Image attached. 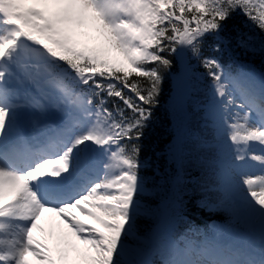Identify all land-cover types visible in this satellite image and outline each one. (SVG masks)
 I'll use <instances>...</instances> for the list:
<instances>
[{
	"label": "snow or ice",
	"instance_id": "1",
	"mask_svg": "<svg viewBox=\"0 0 264 264\" xmlns=\"http://www.w3.org/2000/svg\"><path fill=\"white\" fill-rule=\"evenodd\" d=\"M236 15L259 33L234 28L236 47L264 57V0H0V264H264V73L221 62ZM192 60L211 82L215 136H195L182 115L174 170L150 187L141 152L165 73L179 66L183 112ZM189 142L215 177L197 181L198 207L217 195L229 221L178 238ZM146 195L160 200L140 236Z\"/></svg>",
	"mask_w": 264,
	"mask_h": 264
},
{
	"label": "rangeland",
	"instance_id": "2",
	"mask_svg": "<svg viewBox=\"0 0 264 264\" xmlns=\"http://www.w3.org/2000/svg\"><path fill=\"white\" fill-rule=\"evenodd\" d=\"M191 66H192V72H193V76H192V80H191V94L190 96L196 95L198 103L196 105L197 100H194L193 103L189 104V110L188 107H185V104L183 103V112L180 111V98L177 95V91H176V86H175V90H174V99L171 100V104L169 105V108L171 109V119L173 121V127L174 130L176 132L177 126L180 123L181 120V116L184 114H187V117L189 120H191L192 122L189 123V127L191 129V131L195 134V136L197 137H202L204 139H209L211 141V139H214L215 133L213 131V133L210 132V130L206 129L204 126H202V124L199 122V120H195V118H191L190 115L195 114L196 117L200 115H205L204 114V107L207 105V103H205V101L207 100V95H209V89L206 92V87L208 84V77L206 76V74L202 75L201 77H198V74L201 73V70H198L197 68V64H193V62L191 61ZM207 82V84H206ZM209 85V84H208ZM194 89V90H192ZM199 99H202L203 102H200ZM205 103V104H204ZM188 120V121H189ZM192 125V126H190ZM213 135V136H212ZM174 142V140H173ZM173 143L170 144V146L168 147L166 153L167 155V164L168 167L166 168V170H159L158 171V175L155 178H148L149 181V186H153L155 184L161 183L162 182V178L168 175H171L173 170L170 169V165H173L169 156V149L172 147ZM209 155L208 153L200 150L194 143L189 142L188 145V160L186 162V171H187V176H188V182L185 184V186L183 187V190L181 192V195L183 197V201L187 197H190V199H194V203L197 205V201L204 199L203 193L199 188V185L197 183V181H199L200 183H203L205 181H210V180H214L215 177L213 176L212 172L209 171L206 168H202L199 166L198 161L203 159L204 156ZM154 165H157V163L154 162ZM175 167V166H174ZM217 195H213L209 198V202L213 205H216V207H214L212 210H209L208 208H204L207 211L210 212H216L219 211L220 209L224 210L222 207L223 205H221L220 200H215L214 198H216ZM144 202L148 205H150L151 207V211H146L141 218H143L145 220L141 221V225L145 226L146 231H144L143 229L141 230V232H143L144 235H147L149 233V231L154 227V223H155V217L153 215V213L156 211V204L159 203L160 200V196H153V195H146L145 197H143ZM189 199V200H190ZM188 200V201H189ZM181 204L178 202L175 206V211L178 215V217L180 215L183 216V208ZM228 212V211H226ZM229 213V212H228ZM184 219H178L177 220V224H176V228H175V232L177 237L179 238L180 236H182L183 234H185L188 229H189V223H187V219L185 216H183ZM188 225V226H187ZM201 230V229H200ZM155 259V257H153Z\"/></svg>",
	"mask_w": 264,
	"mask_h": 264
},
{
	"label": "trees",
	"instance_id": "3",
	"mask_svg": "<svg viewBox=\"0 0 264 264\" xmlns=\"http://www.w3.org/2000/svg\"><path fill=\"white\" fill-rule=\"evenodd\" d=\"M245 22L242 18L234 16L232 20L228 21V28L226 29V32L224 33L225 36H228L231 38V44L229 45V48L231 49V52L233 55L238 58L239 60H243L245 62L253 63L258 67L260 70L264 71V57L260 55L253 56L251 53L245 54L243 49L236 47V31L233 29H239L240 32L244 33L245 35H252V36H258V31H250L248 27H245ZM210 42V41H209ZM209 51L208 46L205 47V52ZM224 54H227L225 52ZM174 64H175V58ZM179 66L177 65L172 69V74L169 75L168 73H165V80L162 85V93L160 97V104L158 108L155 110V118L154 123L151 127V129L148 132V135L143 140V149L141 152V159H149L151 164H154L156 162L158 166L163 170V168L166 167V162L164 159H159L158 154L164 153L167 147L173 142V131L171 130L172 122L169 118V112L166 108V105L168 104V96L170 91H172L173 88V73H176L178 71ZM132 79H137L136 77H133ZM165 158V157H164ZM148 172L151 173L153 176L155 173L152 170H149ZM184 213H186V216L190 220H197L201 218L202 216H206L203 211H200L198 207L194 204V199H190L187 204L183 207ZM141 221L145 220L143 218H139L137 221V228H138V234L140 236H144L143 232L141 230L143 229L146 231V227L141 225ZM146 228V229H145Z\"/></svg>",
	"mask_w": 264,
	"mask_h": 264
},
{
	"label": "bare ground",
	"instance_id": "4",
	"mask_svg": "<svg viewBox=\"0 0 264 264\" xmlns=\"http://www.w3.org/2000/svg\"><path fill=\"white\" fill-rule=\"evenodd\" d=\"M75 211V210H74ZM75 214L82 220H85L87 223L92 224L95 223L92 221L89 217L82 215L80 212L75 211ZM41 228L43 229V234H48L49 232H52L55 230V224L54 221L50 218V214L45 213L44 216L41 219ZM37 235H41V233H37ZM31 259V257H28Z\"/></svg>",
	"mask_w": 264,
	"mask_h": 264
}]
</instances>
